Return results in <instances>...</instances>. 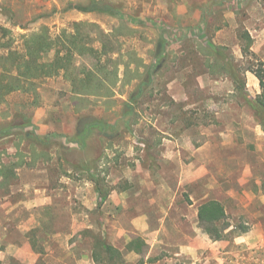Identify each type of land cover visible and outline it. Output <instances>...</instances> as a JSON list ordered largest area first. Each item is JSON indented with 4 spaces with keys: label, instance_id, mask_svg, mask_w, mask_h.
<instances>
[{
    "label": "rangeland",
    "instance_id": "rangeland-1",
    "mask_svg": "<svg viewBox=\"0 0 264 264\" xmlns=\"http://www.w3.org/2000/svg\"><path fill=\"white\" fill-rule=\"evenodd\" d=\"M0 1V26L10 29L16 38L42 27H47L54 37L63 29L70 31L73 22L93 23L115 35L113 57L120 54L127 60L128 53H133L146 68L141 80L124 85L119 82L107 101L73 96L70 83L62 76L39 85L37 106L31 105V96L14 93L6 98L7 102L0 105V159L11 170L20 151L26 164L11 172L15 179L10 178L8 185L0 187V216L10 219L3 223L6 227L0 223V236L7 228L9 240L30 244L33 251L42 253L37 254L38 259L45 264H62L61 258L66 264H94L87 258L93 237L99 235L109 244L116 239L103 220L109 209L96 194L94 179L105 198L114 188L127 186V178L118 179L117 171L133 170L139 164L147 152L144 142L152 146L149 153L159 170L161 160L156 157L166 146L156 147L155 142L171 140V135L185 127L192 126V131L198 133L195 141L199 144L235 139L245 149L244 154L234 151L247 162L249 155L253 156V164L264 171V125L257 122L244 99H252L260 91L257 79L247 69L256 60L264 62V0H227L225 4L233 11V19L228 22L219 11L208 21V29L202 19L204 9L197 25L191 18L194 10H199L195 3L200 0H183L181 5H177L181 0H99L117 9V16L81 14L67 8L70 3L87 5L90 0ZM178 7L181 14L177 13ZM245 47L246 54L242 50ZM51 58V54L46 56V60ZM223 65L232 69L244 96ZM122 72L120 66V78ZM22 103L27 106L21 108ZM127 106L132 110L130 114ZM90 116L112 128H95L86 139L88 147L80 152L76 146L69 148V144L74 145L78 119ZM153 126L165 128L166 134L157 137ZM22 134L30 137L22 139ZM98 147L102 149V159L95 164L99 176H91L80 169L92 165L99 155ZM41 151L49 158L46 163L45 156H37ZM33 153L36 161L31 159ZM85 159L87 163L82 162ZM161 166L163 172H168L173 165L163 162ZM35 188L46 191L51 204L42 202L31 207L33 200L45 197L37 195ZM200 190L198 185L197 193ZM17 222L27 226L23 232L15 227ZM242 228L247 227L239 225L225 232V239L241 233ZM148 248H143V254ZM3 249L0 246L1 252ZM4 263L23 264L14 259L0 260V264ZM142 263L143 257L130 264Z\"/></svg>",
    "mask_w": 264,
    "mask_h": 264
},
{
    "label": "crops",
    "instance_id": "crops-1",
    "mask_svg": "<svg viewBox=\"0 0 264 264\" xmlns=\"http://www.w3.org/2000/svg\"><path fill=\"white\" fill-rule=\"evenodd\" d=\"M225 2L228 3L227 0L196 1L200 12L194 8L191 18L196 20L195 25L203 9L205 18L202 19H205L204 27L207 29L211 25L208 21L219 11L228 22L233 19V11ZM182 3L183 0L177 5ZM177 13L181 14L180 7ZM153 127L157 137L166 134L165 128ZM197 134L194 129L192 131V126L181 128L177 135H171V140L162 143L160 140L157 146L154 145L166 146L156 157L161 160L156 173L146 153L133 170L117 171L118 179L120 176L127 178V186L111 190L103 202L109 209L103 220L109 224L110 234L116 236V243L111 245L121 250L125 263L143 257L142 264H264V171H259L260 168L253 164V156L249 155L248 162L243 160L244 156H239L244 154L245 145H240L235 139L206 140L199 144L195 141ZM68 146H76L78 152L88 147L87 142L83 147L76 143ZM101 152V147H98V157L101 158L99 161L98 157L95 158L97 164L102 159ZM255 160L263 161L262 158ZM82 162L87 163L86 159ZM163 162L173 165L168 172H163ZM164 174L166 179L162 176ZM198 185L201 188L199 193ZM35 192L45 197L43 200H31V207L42 202L51 204L46 191L35 188ZM211 200L224 206L230 222L226 233L239 225L247 227L246 232L237 233L231 239H211L199 226L197 218L198 207ZM8 220L0 216V223ZM3 227L6 226L3 224ZM15 227L23 232L27 226L17 222ZM4 231L0 236V246L4 248L0 251V260L14 259L23 264H35L39 255L30 244L12 242L7 236V228ZM137 236L149 246L145 254L126 250V245ZM87 258L92 260L91 253ZM61 260L66 264L64 258Z\"/></svg>",
    "mask_w": 264,
    "mask_h": 264
},
{
    "label": "trees",
    "instance_id": "trees-1",
    "mask_svg": "<svg viewBox=\"0 0 264 264\" xmlns=\"http://www.w3.org/2000/svg\"><path fill=\"white\" fill-rule=\"evenodd\" d=\"M67 8L84 14L119 15L117 9L99 0H90L87 5L70 3ZM114 38L113 33H105L96 24L87 22H73L70 31L63 29L60 34L54 37L49 34L47 27H42L38 31L16 38L10 29L0 26V105L7 102L6 98L10 94L19 93L27 97L31 96V105L37 106L39 85L44 80L56 76H62L68 81L71 86V93L79 99L93 98L96 102L111 99L115 92L114 88L119 82L124 85L132 80H141L146 71L141 60L133 53H128L127 60H124L120 54L113 57L116 54V49L112 46V39ZM18 40H21L20 44L15 45ZM242 50L243 53H248L247 47L242 48ZM49 54L52 55V58L46 60V56ZM131 65H134L133 69H131ZM120 66L123 67L122 78L119 77ZM140 68H144V71L141 72ZM223 68H226L225 70L244 96L241 83L237 81L232 69L225 65ZM247 70L257 79L260 91L254 98L251 99L246 96L244 99L257 122L264 125V62L256 60L255 65ZM19 106L24 108L27 104L22 103ZM126 109H128L127 113L132 112L130 107L127 106ZM129 126L130 124L125 127L129 128ZM11 127L12 125L8 126L6 130ZM95 128L104 130L112 127L102 126L97 118L91 116L78 119L73 142L78 147L85 146L86 139L93 134ZM2 131L0 129V132ZM29 137L30 135H21L22 139ZM159 142L160 139L155 142V145L157 146ZM145 147L146 154L151 159V168L154 170L157 168V163L149 153L151 147L148 145ZM35 155V153L32 155L33 161L37 160ZM24 156L22 152L17 151L15 155L17 161L12 162L11 170L0 159V187L8 185L10 178L15 179L16 175L14 173L12 175L11 172L26 164ZM37 156L41 158L45 156L43 158L45 163L49 161L44 151H41ZM98 161H92L91 166L84 165L81 170L89 172L91 176H97L98 171H96L97 166L95 164ZM94 180L95 190L101 196V201H104L106 198L100 193L98 180ZM197 218L199 226L211 239L222 240L227 238L224 233L230 224L224 206L220 202L211 200L201 204L197 210ZM246 230L247 228H242L240 232L243 233ZM32 246H34L33 243ZM144 247H146L145 241L137 236L126 245V250L141 255ZM36 253L42 256L40 251ZM91 256L94 264L124 263L122 252L99 235L93 237ZM35 264L45 263L42 259H38Z\"/></svg>",
    "mask_w": 264,
    "mask_h": 264
}]
</instances>
